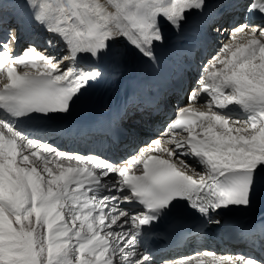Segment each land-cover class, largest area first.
Here are the masks:
<instances>
[{
  "label": "snow or ice",
  "instance_id": "1",
  "mask_svg": "<svg viewBox=\"0 0 264 264\" xmlns=\"http://www.w3.org/2000/svg\"><path fill=\"white\" fill-rule=\"evenodd\" d=\"M12 2L7 13L0 0V264H264V223L243 229L248 252L157 260L147 243L175 209L219 227L264 189V0ZM194 21L216 46L188 84L181 77L186 104L156 138L114 157L36 134L30 122L69 114L129 57L157 63L167 32ZM138 112L126 101L101 136H134Z\"/></svg>",
  "mask_w": 264,
  "mask_h": 264
},
{
  "label": "bare ground",
  "instance_id": "2",
  "mask_svg": "<svg viewBox=\"0 0 264 264\" xmlns=\"http://www.w3.org/2000/svg\"><path fill=\"white\" fill-rule=\"evenodd\" d=\"M229 16H230V14H225L223 19L220 20V23L227 22V18ZM225 24H227V23H225ZM162 46L157 47L156 54L159 57L158 60H159V63L161 64V67L163 70V75L166 78H168L172 75V73L174 72V69H170L171 68V62H169L165 59L168 56V54H167L169 52L168 48L165 49L166 48L165 44ZM174 49L178 50V51H182V50H185L186 47L184 45L179 44V45H175ZM156 64L157 63H149V62H146L143 60L136 59L134 57H129V59L126 61V64L124 67L123 76L119 80L108 79L106 81H102L100 84L103 86L122 85L119 89L115 88L114 92H116L117 90L123 92L127 88L129 82L130 83L134 82V78L139 79L141 77V78L147 79L149 81H156L157 78L155 76H153V69H154V66ZM130 74L135 76V77L134 78L130 77L129 76ZM189 78H190L189 80L193 79L192 77H189ZM149 119H151V118H149ZM149 127H150V125H148V128Z\"/></svg>",
  "mask_w": 264,
  "mask_h": 264
},
{
  "label": "rangeland",
  "instance_id": "3",
  "mask_svg": "<svg viewBox=\"0 0 264 264\" xmlns=\"http://www.w3.org/2000/svg\"><path fill=\"white\" fill-rule=\"evenodd\" d=\"M223 23L225 24V23H228V22H223ZM225 42H226V41H225Z\"/></svg>",
  "mask_w": 264,
  "mask_h": 264
}]
</instances>
